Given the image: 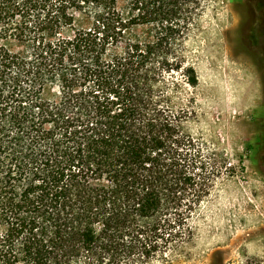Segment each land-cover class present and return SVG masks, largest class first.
<instances>
[{"label":"trees","instance_id":"obj_1","mask_svg":"<svg viewBox=\"0 0 264 264\" xmlns=\"http://www.w3.org/2000/svg\"><path fill=\"white\" fill-rule=\"evenodd\" d=\"M213 1L0 0V264H167L194 241L217 171L179 96Z\"/></svg>","mask_w":264,"mask_h":264},{"label":"rangeland","instance_id":"obj_2","mask_svg":"<svg viewBox=\"0 0 264 264\" xmlns=\"http://www.w3.org/2000/svg\"><path fill=\"white\" fill-rule=\"evenodd\" d=\"M190 51L199 86L180 92L195 113L186 131L217 172L194 241L167 264H264V0L211 2Z\"/></svg>","mask_w":264,"mask_h":264}]
</instances>
